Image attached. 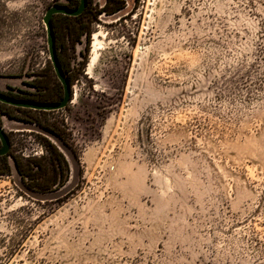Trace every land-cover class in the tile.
Wrapping results in <instances>:
<instances>
[{
  "label": "rangeland",
  "instance_id": "rangeland-1",
  "mask_svg": "<svg viewBox=\"0 0 264 264\" xmlns=\"http://www.w3.org/2000/svg\"><path fill=\"white\" fill-rule=\"evenodd\" d=\"M77 2L0 0L1 94L58 102L42 19ZM55 21L67 106L0 103V264H264V0H86ZM15 159L65 181L33 190Z\"/></svg>",
  "mask_w": 264,
  "mask_h": 264
},
{
  "label": "water",
  "instance_id": "water-1",
  "mask_svg": "<svg viewBox=\"0 0 264 264\" xmlns=\"http://www.w3.org/2000/svg\"><path fill=\"white\" fill-rule=\"evenodd\" d=\"M86 7V0H79V4L75 9H69L66 7L52 6L48 8L43 16L42 22L46 31V44L48 50L49 60L52 64V68L55 77L59 81L63 90L62 99L53 104H41L27 101H21L9 98L0 93V103L21 109H30L34 111L53 112L64 109L70 101V87L67 79L64 77L60 64L58 62L56 49H55V38L52 27V17L55 15H64L68 17L80 16ZM10 149V143L7 135L3 128L0 126V157L5 156Z\"/></svg>",
  "mask_w": 264,
  "mask_h": 264
},
{
  "label": "trees",
  "instance_id": "trees-1",
  "mask_svg": "<svg viewBox=\"0 0 264 264\" xmlns=\"http://www.w3.org/2000/svg\"><path fill=\"white\" fill-rule=\"evenodd\" d=\"M78 4H79V0L77 2V5L75 6V8H77ZM83 15H84V11L78 17H68V16H64V15H55V16L52 17V27H53V32H54L55 49L56 50H57V44H58V33L56 31L55 18L58 16V17H62V18L68 19V20L77 21ZM66 30H67L69 36H73V35H71L69 28H67ZM84 34L86 35V38L88 39L89 38V33L88 32H86V33L80 32L74 38L78 40ZM8 97L12 98V99H16V100H21V101L47 104L45 100L32 101V100H22L20 98H17L16 96L15 97L14 96L13 97L8 96ZM62 97H63V90H62V96H61V98H59L58 102L62 99ZM3 105H5V104H3ZM6 106H8V105H6ZM9 107H11V106H9ZM12 108L14 110H16V111L30 110V109H21V108H15V107H12ZM32 111H34V110H32ZM36 112H42V111H36ZM49 148L51 149V152L54 154V157L58 158L59 160L61 159V163L63 165H65V161L63 159V156L56 150V148L53 147L52 145H49ZM7 154L5 156L0 157V164H2L4 166H6ZM15 166H16L18 174L22 178H24V177L26 178L27 177V179L29 180V186L31 187V189L36 190L38 192H46V191H48L53 185H55L58 182V180H60L59 183H63L65 181V180H61L63 178V174H64L65 170L61 171L60 173H56V172L48 173L39 164V165H36V167H35L36 169L35 170L34 169L33 170L30 169L31 172H29V171L25 172L23 167H22V165H21V163H20V161H18L16 159H15Z\"/></svg>",
  "mask_w": 264,
  "mask_h": 264
},
{
  "label": "bare ground",
  "instance_id": "bare-ground-1",
  "mask_svg": "<svg viewBox=\"0 0 264 264\" xmlns=\"http://www.w3.org/2000/svg\"><path fill=\"white\" fill-rule=\"evenodd\" d=\"M102 47H103V41L99 39V34L95 33L93 39V50H92L93 56L89 63V71L92 70L94 64L97 62L98 51L101 50Z\"/></svg>",
  "mask_w": 264,
  "mask_h": 264
}]
</instances>
